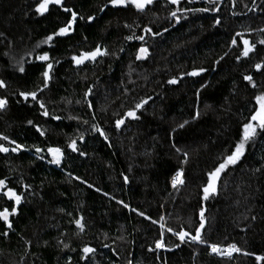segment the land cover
Listing matches in <instances>:
<instances>
[{"label":"trees","instance_id":"1","mask_svg":"<svg viewBox=\"0 0 264 264\" xmlns=\"http://www.w3.org/2000/svg\"><path fill=\"white\" fill-rule=\"evenodd\" d=\"M38 3L0 0V80L7 85L0 98L8 101L0 110V135L23 146L17 153H0V179L22 196L18 214L9 217L12 229L0 221V264H257L255 257H264V132L258 130L237 165L221 173L214 195L204 200L202 188L206 173L238 142L241 125L256 106L254 97L264 92V75L253 68L264 60V45L258 43L264 40V0H217L215 12L186 10L181 25L148 38L151 55L142 60L136 59L139 40L124 38L142 35L144 27L164 31L173 6L138 12L108 5L100 12L107 0H65L84 19L70 35L44 44L69 14L50 5L41 16L35 12ZM211 7L206 0H181L177 8ZM89 15L95 17L91 23ZM215 19L221 23L214 25ZM237 32L256 45L239 62L243 44ZM233 37L239 47L229 46ZM97 45L108 55L94 67H74L73 55ZM43 52L49 53L53 69L48 87L37 96L48 117L31 98L25 102L18 96L42 87V65L48 62L35 56ZM201 67L208 71L184 75ZM244 74L253 75L255 88ZM172 78L178 83L169 85ZM148 97L137 112L140 118H125L117 130L115 121ZM94 126L105 131L107 141ZM72 140L76 152L68 148ZM36 147L42 152L37 154ZM48 147L62 149L60 166L48 162ZM179 168L185 183L176 190L171 179ZM4 190L0 210L10 211L14 202L3 197ZM201 208L204 240L221 247L235 244L241 252L232 259L212 254L207 244L180 243L167 231L194 235ZM80 218L83 231L74 223ZM162 236L170 251L156 248ZM85 246L95 251L85 256Z\"/></svg>","mask_w":264,"mask_h":264},{"label":"snow or ice","instance_id":"2","mask_svg":"<svg viewBox=\"0 0 264 264\" xmlns=\"http://www.w3.org/2000/svg\"><path fill=\"white\" fill-rule=\"evenodd\" d=\"M169 4L172 5H180L181 0H167ZM189 3H191V0H188ZM217 0H206V3H209L212 5L211 8H196V9H183L178 8L177 10L170 11L169 15L176 19L177 23L179 22V19L177 17V11H195V12H215L217 11L216 7ZM154 0H107L106 5H102L99 7L100 12H104L106 7L110 5L113 8H126L128 6L133 7L138 12H144L147 8V6L153 5ZM56 6L60 11H63L64 13L69 14L68 18L66 19L63 26L59 27L55 32L48 35L42 43L44 44H50V42H54L55 37H66L71 34L73 31V26L78 20H83L84 17H79L78 13L73 10L72 7L67 6L65 3V0H39V3L35 7V12L41 16H43L45 13L49 12V6ZM87 22L91 23L95 17L92 15H89L87 18ZM221 21L219 19L214 20V25H219ZM125 27H129V25H125ZM144 32L150 33L153 35H159L160 33H152V29L149 27H144ZM165 31H167V28H165ZM260 31H264V29H261ZM235 37H241V33L237 32L235 33ZM233 37V39L230 41V47L236 46L239 47L237 39ZM127 41H132L133 39L144 41V36L139 35H129L124 38ZM240 43L243 44V49L240 50V54L236 57L237 62L240 61V59L243 58H249V54L254 52L256 45L250 44V42L247 39H243L241 37ZM259 44L264 45V40L258 41ZM51 46V45H50ZM39 47V45H38ZM123 49H121L122 51ZM105 55H108V52L106 49H102L99 45L91 51H82L78 55H73L71 57L73 63L77 66L82 65L85 63V61H96L98 57H103ZM149 55V50L147 47H144L143 45L139 47L136 59L142 60L147 58ZM227 55V53H225ZM220 59H223V57H220ZM35 60L39 62H48L50 61V56L48 52H43L42 54H38L35 56ZM56 63H59V61H56ZM214 63H219V60L215 61ZM43 71L41 73L43 77L42 81V87H38L36 91H25L22 90L18 93L19 98H21L23 101L27 102L29 98H31L32 101H35V103L39 106L41 109L40 114L44 117H48L49 113L46 110L45 103L40 100L37 96V92H43L44 89H46L49 85L50 80V72L53 69V63L48 62L45 65H42ZM253 68L255 69V72L260 73L264 75V60H261L260 62L254 63ZM19 71L21 73L25 72V69L23 66L19 67ZM208 71V69H205L203 67L201 68H194L192 71L184 73V75L189 77H197L200 76L202 73ZM183 77H181L182 79ZM243 80L248 83L249 86L255 88L256 84L254 81V77L252 74H244ZM169 85H175L178 83L176 78L169 79L167 81ZM205 85L201 84V87L203 88ZM7 87L6 83L2 80H0V89H5ZM92 88L89 87L88 91L85 93V99L87 100L88 96L91 94ZM151 99V97H148L146 99L141 100L139 103L135 104L134 108H130L127 110L122 117L117 119L115 121V127L117 130L121 128V126L125 123V118L131 119V120H138L140 117L137 115V112L143 108L145 104H147L148 100ZM255 104L254 110L250 113V116L246 119V122H244L241 125V135L238 140V142L235 143L234 147L230 150V153L224 155L222 157V160L218 162L212 170L208 171L206 173L207 181L206 184L202 188L203 193V199L207 200L210 195H214L217 191V182L219 178L221 177V173L225 172L230 166H235L237 163L241 160V158L245 155V145L249 143L251 140L255 138V136L259 132H264V92L257 94L255 97ZM8 101L6 99L0 98V110H3L6 106ZM88 107L91 109L92 104L89 103ZM199 113L197 112L196 115L193 117L195 119ZM94 118V117H93ZM51 119L53 120H60L61 118L56 115H52ZM29 124H32V121H28ZM187 121H185V124ZM180 128L184 127V124L179 125ZM94 130L99 133L101 137L104 138L105 141H107V136L105 134V131L102 130L99 126H94ZM36 131L40 134V136H44L45 133L42 131L39 127H36ZM82 139V137H81ZM0 141H6L9 145H14V147H6L3 143H0V153H17L18 150H21L23 146L19 143H17L15 140L9 139L7 136L0 135ZM68 148H70L73 152L77 151L76 147V141L72 140L68 144ZM177 152L180 151V149H176ZM35 152L37 154L42 152V149L40 147L35 148ZM48 154L51 156V160H49V163H53L57 166H60L61 161L63 159V151L60 147H48L47 149ZM80 155H85L84 152H80ZM37 159H43V156L37 155ZM187 160V155L184 156V161ZM183 162V161H182ZM261 169H257V171H260ZM78 179V178H77ZM125 183H127V177L124 178ZM81 183H84V181H81ZM185 183L183 179V169L179 168L175 171V174L172 176L171 179V187L173 189L179 190L178 186H182ZM27 187V186H25ZM88 187H92V185H88ZM6 189L2 192L3 197L7 198L9 201H13V205L11 206V209L9 211V208L5 207L2 210H0V221L4 223V225L7 227V229L11 230L13 227L12 222H10L9 217L10 216H16L18 214V206L21 203L22 196L16 192L15 189H12L7 186V182L4 179H0V190ZM98 191V189H97ZM106 195V194H105ZM117 204H121L125 209H129L132 212H135L139 216H143L144 219H150L149 216L145 215L143 212L137 211L135 208H130V206L126 203H124L121 200L116 201ZM254 219V217H253ZM74 223L76 227L80 230H84V226L82 224V218L75 219ZM152 223L155 224L157 221L152 220ZM205 216H204V209L201 208L199 213V225L195 228V234L191 235L188 231H185L184 229H180L179 231H176L172 228H168L167 231L170 232L173 236H175L180 243L190 242L195 244H207L208 249H210V252L213 254H216L218 256H224L231 258L233 253H240L241 249H239L235 244H229L226 247H221L217 244L208 243L204 240L202 236L201 230L205 228ZM163 228L164 225H161ZM3 235L7 236L8 232H4ZM187 238V239H186ZM155 245L157 249H165V250H171V248L166 247V245L163 243V236L161 239L155 241ZM64 247H68L67 244L64 245ZM174 247H179V244L174 245ZM150 251L152 249H149ZM95 251V249L85 246L82 249V252L86 255L91 254ZM244 255H251L250 253L245 252ZM257 264H259V261L264 260V257L262 256H256Z\"/></svg>","mask_w":264,"mask_h":264},{"label":"flooded vegetation","instance_id":"3","mask_svg":"<svg viewBox=\"0 0 264 264\" xmlns=\"http://www.w3.org/2000/svg\"><path fill=\"white\" fill-rule=\"evenodd\" d=\"M221 1V3H223V0H220ZM159 4H164V5H166V7L167 8H170L171 6H173V10H177L178 8V6L177 5H172V4H169L168 2H167V0H154V3H153V5H151V6H147V8L146 9H149V8H151V9H153V8H155V6L156 5H159ZM168 11H170V10H168ZM184 13H185V11H177V17H178V19H179V22L177 23V21H176V19H174V18H172L171 16H170V21H168V24L166 25V28H167V31H169V30H172V28H175L176 26H179V25H181L182 24V17H184L183 15H184ZM167 31H162V32H160V34L159 35H153V34H150V33H146V32H143V36H144V41H137L138 43H139V47H141L142 45L144 46V47H147L148 48V50H149V55H151V50H150V47H148L147 46V42H148V38L150 37L151 38V40L153 41V39L154 38H157V37H159V36H161V34H164V33H166ZM152 33H155L153 30H152ZM149 55L147 56V57H149ZM102 58V57H101ZM100 58V59H101ZM98 61V60H97ZM96 61V62H97ZM96 62H94V63H89L88 65H87V63H84V64H82V65H79V66H77V65H74V67H94V66H96L95 64H96Z\"/></svg>","mask_w":264,"mask_h":264},{"label":"water","instance_id":"4","mask_svg":"<svg viewBox=\"0 0 264 264\" xmlns=\"http://www.w3.org/2000/svg\"><path fill=\"white\" fill-rule=\"evenodd\" d=\"M100 58H101V57H98L97 60H99ZM97 60H96V61H97ZM96 61H94V62H96ZM94 62H93V61H85V63H94ZM148 102H149V101H148ZM148 102H147V104H148ZM145 105H146V104H145ZM145 105H144V106H145ZM76 147H77V145H76Z\"/></svg>","mask_w":264,"mask_h":264},{"label":"rangeland","instance_id":"5","mask_svg":"<svg viewBox=\"0 0 264 264\" xmlns=\"http://www.w3.org/2000/svg\"><path fill=\"white\" fill-rule=\"evenodd\" d=\"M213 254V253H212ZM216 255V254H215ZM235 253H233L232 257L229 258V257H223V258H227V259H232L234 257ZM218 256V255H217Z\"/></svg>","mask_w":264,"mask_h":264},{"label":"built area","instance_id":"6","mask_svg":"<svg viewBox=\"0 0 264 264\" xmlns=\"http://www.w3.org/2000/svg\"><path fill=\"white\" fill-rule=\"evenodd\" d=\"M220 258H223L224 256H219Z\"/></svg>","mask_w":264,"mask_h":264}]
</instances>
